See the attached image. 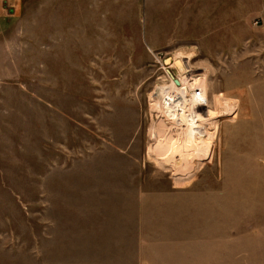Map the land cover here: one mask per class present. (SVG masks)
Returning a JSON list of instances; mask_svg holds the SVG:
<instances>
[{"label": "rangeland", "instance_id": "1", "mask_svg": "<svg viewBox=\"0 0 264 264\" xmlns=\"http://www.w3.org/2000/svg\"><path fill=\"white\" fill-rule=\"evenodd\" d=\"M180 53L209 132L161 166ZM0 264H264V0H0Z\"/></svg>", "mask_w": 264, "mask_h": 264}, {"label": "bare ground", "instance_id": "2", "mask_svg": "<svg viewBox=\"0 0 264 264\" xmlns=\"http://www.w3.org/2000/svg\"><path fill=\"white\" fill-rule=\"evenodd\" d=\"M192 58H193V56L190 54L186 56V55H184V53H182V54L180 53L179 56H177L175 58L173 57L172 59L169 60V62L166 64V66L168 67L166 70H167V72L169 74V78L171 80V86L166 87V88L160 87L159 92H157L155 94V97L152 99V102H153L152 106H154L156 108L162 107L161 105H162V101H163V104H164L163 106L165 107V109H163L164 110L163 113H161V115L159 117V118L163 117V119L161 118L162 125L160 127V132H161L160 134H161V138L164 137V140H166V138H167V140L169 142H168V145L164 146L163 151L159 152V154L156 157L157 158L156 162L161 166H164L165 161L169 157L172 158V156L175 154V151L179 150V149L190 150V154H191L190 156L191 157H193V156L199 157V158L202 157V150L200 148V144L194 143V141L192 140V136L198 137V139L201 141L202 140L204 141L207 138L206 135L209 132V129H207L206 126H207L208 122L207 123L205 122V119L201 113L202 111L206 110V108H207L206 105L203 107V109L198 108L197 111L194 110L193 108H188L186 110L183 109L179 113H177L170 106H167L166 102H165L169 98H172V95L170 93L172 91L173 92L178 91L179 87H181V85L183 87L185 86V88H190L192 90L199 86V88L203 90L204 96L206 98L205 89L202 86H200V85H203V84H201L203 82V80H192V78L190 77L189 74L186 75L187 71L183 67L181 68L182 62H184V60H189ZM179 60H181V61H179ZM173 70H175V72ZM170 73L172 74L173 77L170 75ZM175 80H178L180 85H177ZM167 95H169V96H167ZM164 96L166 98H164ZM213 118H218V116L213 117ZM209 120L210 119H208V121ZM212 124H214V123H212ZM157 131H158V129H157ZM176 138H178V139H176ZM177 140L181 141V144L177 145L178 147H175L174 144L176 143ZM199 140H197V141H199ZM154 152H156V151H154L152 148L150 153L152 154ZM156 153H158V152H156ZM184 159L188 160V157L184 158ZM189 164H191V163H189ZM191 170H192V168H191ZM181 171H183V170H181Z\"/></svg>", "mask_w": 264, "mask_h": 264}, {"label": "built area", "instance_id": "3", "mask_svg": "<svg viewBox=\"0 0 264 264\" xmlns=\"http://www.w3.org/2000/svg\"><path fill=\"white\" fill-rule=\"evenodd\" d=\"M170 94L172 98L166 100V105L170 106L177 113L188 108H193L196 111L198 108L203 109L207 101L203 90L197 87L192 90L181 85L178 91H172Z\"/></svg>", "mask_w": 264, "mask_h": 264}, {"label": "water", "instance_id": "4", "mask_svg": "<svg viewBox=\"0 0 264 264\" xmlns=\"http://www.w3.org/2000/svg\"><path fill=\"white\" fill-rule=\"evenodd\" d=\"M170 59H167L165 60V64H167L169 62ZM170 75L172 76V74L170 73ZM173 77V76H172ZM176 84L177 85H180L179 81L178 80H175Z\"/></svg>", "mask_w": 264, "mask_h": 264}]
</instances>
